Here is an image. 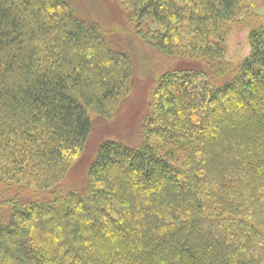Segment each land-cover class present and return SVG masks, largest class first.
<instances>
[{
    "label": "trees",
    "instance_id": "1",
    "mask_svg": "<svg viewBox=\"0 0 264 264\" xmlns=\"http://www.w3.org/2000/svg\"><path fill=\"white\" fill-rule=\"evenodd\" d=\"M117 1L125 42L70 0H0V159L20 175L0 200V264H264V18L233 62L244 0ZM146 47L171 67L142 141L103 140L71 186L89 107L127 91Z\"/></svg>",
    "mask_w": 264,
    "mask_h": 264
},
{
    "label": "rangeland",
    "instance_id": "2",
    "mask_svg": "<svg viewBox=\"0 0 264 264\" xmlns=\"http://www.w3.org/2000/svg\"><path fill=\"white\" fill-rule=\"evenodd\" d=\"M76 12L89 22L100 23L108 33H117L123 42L127 41L129 31L135 30L131 17L117 0H70ZM246 9L234 21L226 26V59L239 62L250 51L248 35L251 25L264 18V0H244ZM127 8V7H125ZM124 13V16H123ZM159 27L157 24L153 28ZM134 75L123 91L105 106L89 107L93 129L88 138L85 151L78 158V165L70 177L71 186L86 182L87 165L94 158L99 144L105 139H119L132 144H139L143 137L144 117L148 111L153 92L160 80V75L170 66L165 57H160L155 49L146 47L140 54L133 56ZM99 66V65H98ZM93 74V73H92ZM91 78L86 75L85 79ZM75 163V164H76ZM3 169L0 174V200L13 193L18 187L14 178L20 176L18 167L11 159H0Z\"/></svg>",
    "mask_w": 264,
    "mask_h": 264
}]
</instances>
